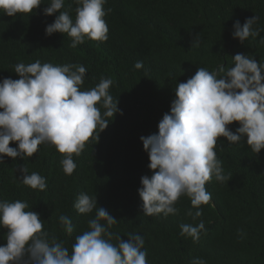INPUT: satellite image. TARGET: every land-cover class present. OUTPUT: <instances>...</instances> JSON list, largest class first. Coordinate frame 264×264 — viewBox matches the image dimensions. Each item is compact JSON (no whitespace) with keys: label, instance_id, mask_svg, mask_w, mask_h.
Wrapping results in <instances>:
<instances>
[{"label":"trees","instance_id":"16d2710c","mask_svg":"<svg viewBox=\"0 0 264 264\" xmlns=\"http://www.w3.org/2000/svg\"><path fill=\"white\" fill-rule=\"evenodd\" d=\"M44 0L31 16H8L0 11V82L19 79L14 72L18 63L36 60L53 65L79 64L86 68L82 90L95 87L101 77L114 83L110 94L119 100L122 111L100 134L98 143L89 142L78 157L72 175H66L63 159L55 146L41 145L33 157L13 159L5 156L0 163V200L26 201L39 214L44 230L63 241L71 253L75 237L89 230L91 214H80L74 204L81 193L97 196L118 223L112 231L127 241L128 233L142 235L148 264H191L200 257L207 264H264V149L253 152L242 139L230 144L218 141L217 157L226 175L232 179L220 183L214 178L206 184L212 200L202 205L203 214L196 220L187 216L190 199L181 196L176 203L179 214L143 215V201L138 189L141 177L151 176L150 159L142 136L158 133V124L170 112L178 83L186 82L199 67L209 71L221 65L232 66V57L241 53L264 62V0H107L104 5L108 25L106 42L86 39L70 47L67 34H46V27L56 15L47 16ZM70 16L75 20L77 5ZM259 17L253 27L260 35L244 43L233 37L234 23ZM200 36V45L192 47ZM58 50V51H57ZM137 61L142 69H135ZM239 122L229 125L235 132ZM10 147H18L15 142ZM221 146L223 151H221ZM26 166L28 174L37 172L46 178V190L26 186L18 178ZM46 202V203H45ZM54 214V215H53ZM68 215L74 231L62 230L58 217ZM203 220L206 232L198 242L180 235L181 224L198 225ZM243 230L244 236L238 234ZM7 229L0 228V246L6 245ZM112 243H118L113 239Z\"/></svg>","mask_w":264,"mask_h":264},{"label":"clouds","instance_id":"9594fccd","mask_svg":"<svg viewBox=\"0 0 264 264\" xmlns=\"http://www.w3.org/2000/svg\"><path fill=\"white\" fill-rule=\"evenodd\" d=\"M77 5L76 17L70 16L72 4L65 8V0H49L44 14L56 15L46 27V34H67L70 47L76 48L86 39L106 42L108 25L104 5L107 0H72ZM44 0H0V11L8 16L32 15ZM259 17L234 23L233 37L241 43L257 37L260 31L253 26ZM200 36L192 47L200 45ZM260 43L264 44V38ZM58 51V50H57ZM232 66L221 65L209 71L199 67L195 75L180 82L175 88L169 113L158 124V133L142 136L149 155L148 167L153 174L141 177L138 189L143 201V215L179 214L175 206L181 196H187L196 210L187 216L201 217L202 205L212 200L206 184L213 178L220 183L232 178L225 174L222 160L217 157L221 137L230 144L242 139L259 154L264 149V62L253 55L241 53L232 57ZM135 69H142L137 61ZM14 72L19 79L4 78L0 82V163L4 157H33L41 145L55 146L63 159L60 164L66 175H72L77 165L74 156L82 154L89 142L98 143L100 134L118 113L119 100H114L110 88L114 81L101 77L91 89L82 90L86 68L79 64L18 63ZM239 122L233 132L229 125ZM98 141V142H97ZM15 142L18 147H10ZM221 151L223 147L221 146ZM18 178L26 186L46 190V178L37 172L28 174L26 166ZM46 203V202H45ZM80 214L95 217L88 220L89 230L75 237L71 253L54 234L44 230L39 214L28 210L26 201L0 200V228L7 229L6 245L0 246V264H148L145 239L130 232L124 241L112 231L118 221L98 206L97 196L81 193L75 204ZM54 215V214H53ZM60 227L67 234L74 231L73 222L66 214L58 217ZM180 235L198 242L205 223L181 224ZM243 237V230H238ZM115 239L118 243H112ZM191 264H207L197 257Z\"/></svg>","mask_w":264,"mask_h":264}]
</instances>
